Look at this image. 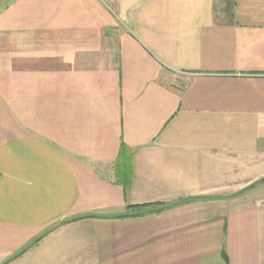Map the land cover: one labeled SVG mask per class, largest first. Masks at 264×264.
I'll list each match as a JSON object with an SVG mask.
<instances>
[{
  "label": "crops",
  "instance_id": "1",
  "mask_svg": "<svg viewBox=\"0 0 264 264\" xmlns=\"http://www.w3.org/2000/svg\"><path fill=\"white\" fill-rule=\"evenodd\" d=\"M0 264H264V0H0Z\"/></svg>",
  "mask_w": 264,
  "mask_h": 264
},
{
  "label": "trees",
  "instance_id": "2",
  "mask_svg": "<svg viewBox=\"0 0 264 264\" xmlns=\"http://www.w3.org/2000/svg\"><path fill=\"white\" fill-rule=\"evenodd\" d=\"M115 174L117 180L126 187L132 177V153L131 151H127L126 146H121L119 156L115 163ZM187 199V198H185ZM137 209L143 208L142 205L133 206ZM151 210H141V213H145Z\"/></svg>",
  "mask_w": 264,
  "mask_h": 264
},
{
  "label": "water",
  "instance_id": "3",
  "mask_svg": "<svg viewBox=\"0 0 264 264\" xmlns=\"http://www.w3.org/2000/svg\"><path fill=\"white\" fill-rule=\"evenodd\" d=\"M229 195H232V194H229Z\"/></svg>",
  "mask_w": 264,
  "mask_h": 264
}]
</instances>
